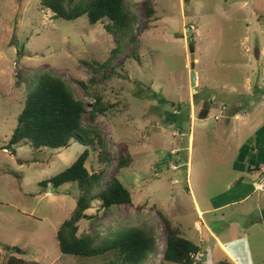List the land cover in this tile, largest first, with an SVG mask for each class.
<instances>
[{
    "label": "rangeland",
    "instance_id": "374dc122",
    "mask_svg": "<svg viewBox=\"0 0 264 264\" xmlns=\"http://www.w3.org/2000/svg\"><path fill=\"white\" fill-rule=\"evenodd\" d=\"M125 4L135 22L114 55L119 44L106 28L108 18L96 24L87 16L69 21L42 0H0V264H10L11 258L14 264L115 259L113 253L93 258L61 253L57 232L77 211L80 191L74 182L41 185L87 148V167L104 171L92 195L116 175L132 200L104 208L94 198L86 210L90 218L78 222L79 234L101 241L119 228L146 224L157 249L144 264H161L167 227L160 211L201 246L204 257L198 255L206 264L226 257L208 226L238 262L264 264V224L251 223L259 220L256 210L264 209V190L257 189L264 178V0ZM190 47L196 58L194 85ZM45 71L63 78L88 109L95 100L81 81L103 96L108 111L86 113L83 122L101 132L108 161L100 160L97 142L74 140L59 149L10 144L27 93ZM129 155V165L119 167ZM260 163L263 169L252 177L250 166ZM241 176L251 191L247 199L199 217L195 199L212 208L215 200L237 195L239 190L231 188ZM197 256L196 264L203 263Z\"/></svg>",
    "mask_w": 264,
    "mask_h": 264
},
{
    "label": "trees",
    "instance_id": "16d2710c",
    "mask_svg": "<svg viewBox=\"0 0 264 264\" xmlns=\"http://www.w3.org/2000/svg\"><path fill=\"white\" fill-rule=\"evenodd\" d=\"M42 5L50 8L57 17L69 21L87 16L91 24H96L108 18L111 23L106 28L110 33H115L119 44L114 55L132 32L135 22V17L126 8L125 0H42ZM147 9L149 14L153 13L149 3ZM105 65L106 63H103L101 66ZM80 84L87 95L95 100L89 109L88 102L77 98L63 78L50 71L40 73L27 93L25 106L18 117L10 144L29 142L35 149L43 147L59 149L70 146L74 140L85 145L97 142L103 151L100 160L108 161L110 156L104 148L101 132L88 129L83 120L86 113L91 117L96 113H105L109 105L105 104L100 93L91 92L85 82L81 81ZM90 154L91 150L85 149L68 168L41 182L43 187L48 184L59 187L74 182L80 191L77 211L74 216L63 222L57 232L60 251L77 258H93L113 253L115 259L111 260L110 264H144L157 249L156 237L146 224L119 228L113 235L106 236L101 241H97V236L91 233L79 234L78 222L90 218L86 210L94 198H99L104 208L132 200L131 191L116 175L106 183L105 189L92 195L93 188L101 183L104 171H91L87 167ZM130 161V155L127 159L122 158L119 167L128 166ZM249 169L252 172L253 169ZM237 182L243 183V178ZM159 213L167 227V243L161 264L167 262L196 264V256L201 252V246L185 236L180 224L162 212ZM15 262L14 258L9 260L10 264ZM218 264L236 263L227 256Z\"/></svg>",
    "mask_w": 264,
    "mask_h": 264
},
{
    "label": "crops",
    "instance_id": "0c3cea01",
    "mask_svg": "<svg viewBox=\"0 0 264 264\" xmlns=\"http://www.w3.org/2000/svg\"><path fill=\"white\" fill-rule=\"evenodd\" d=\"M194 137V135L192 134L191 135V137ZM261 165H263L262 163H260L259 165H251L250 166V168L251 169H253L252 170V172H251V176L252 177H254L255 175H257V171L256 170H254V169H263V166H261ZM261 169V170H262ZM188 175L189 174H187V180L189 179L188 178ZM240 178H243V176H241ZM240 178H238L236 181H235V186H233V188H231V191H232V193H235V192H237L238 190V193L241 191V194H238L237 193V195H235V196H233L232 198H230V199H226V200H224V199H220V200H215L214 201V203H213V207L211 208V207H207V208H202L201 206H200V204H199V202L197 201V199H195V207H196V211H197V213H198V215H199V217H204V215L206 214V213H208V212H213L214 210H216V211H222V210H224L225 209V207H228V206H231L232 204H236L237 202H239V201H243V200H245V199H247L248 197H249V195H250V189H249V187H247L245 184H238V180L240 179ZM257 184V183H256ZM256 184H255V182L253 183V188H256ZM193 194L195 195V193H194V191H193ZM260 209V208H259ZM213 210V211H212ZM251 223H260L259 222V220H257L256 222L254 221V220H251ZM208 230H209V233H210V235L212 236V238H213V240L215 241V246H219L222 250H223V252H224V250H225V252H226V257L227 256H229V257H232L231 259L232 260H234L235 258H236V256H235V254L233 253V251H231L229 248H228V246L224 243V240H223V238L218 234V233H216L214 230H212L209 226H208ZM201 254H203V257H204V252H203V250H201V252H200ZM225 257V258H226ZM203 261H204V258H203ZM221 260H218V262H217V264L220 262ZM239 260L236 258L235 259V263L236 264H242L241 262H238ZM201 264H206V262L204 261L203 263H201Z\"/></svg>",
    "mask_w": 264,
    "mask_h": 264
},
{
    "label": "water",
    "instance_id": "95a60500",
    "mask_svg": "<svg viewBox=\"0 0 264 264\" xmlns=\"http://www.w3.org/2000/svg\"><path fill=\"white\" fill-rule=\"evenodd\" d=\"M188 31H189V33H191L190 29ZM190 58H191V81H192V85H194L195 84V73H194V70H195V67H196V58H195V49H194V47H190ZM256 216L259 217V222L264 224V209H257L256 210ZM17 250H19V249H17Z\"/></svg>",
    "mask_w": 264,
    "mask_h": 264
},
{
    "label": "built area",
    "instance_id": "2783aa9c",
    "mask_svg": "<svg viewBox=\"0 0 264 264\" xmlns=\"http://www.w3.org/2000/svg\"><path fill=\"white\" fill-rule=\"evenodd\" d=\"M257 186H258V187H257L258 190H264V178L261 180V182H259V183L257 184ZM197 228H199V224L197 225ZM197 258H198L197 260L200 259L201 262H203V259H201V255H198Z\"/></svg>",
    "mask_w": 264,
    "mask_h": 264
},
{
    "label": "clouds",
    "instance_id": "9594fccd",
    "mask_svg": "<svg viewBox=\"0 0 264 264\" xmlns=\"http://www.w3.org/2000/svg\"><path fill=\"white\" fill-rule=\"evenodd\" d=\"M204 262V261H203Z\"/></svg>",
    "mask_w": 264,
    "mask_h": 264
}]
</instances>
